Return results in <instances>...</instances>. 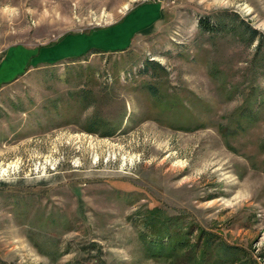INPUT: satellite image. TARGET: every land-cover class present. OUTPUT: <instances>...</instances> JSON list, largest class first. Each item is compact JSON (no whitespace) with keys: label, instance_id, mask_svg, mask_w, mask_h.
Segmentation results:
<instances>
[{"label":"rangeland","instance_id":"rangeland-1","mask_svg":"<svg viewBox=\"0 0 264 264\" xmlns=\"http://www.w3.org/2000/svg\"><path fill=\"white\" fill-rule=\"evenodd\" d=\"M0 167V264H168L152 208L264 264V0H0Z\"/></svg>","mask_w":264,"mask_h":264},{"label":"trees","instance_id":"trees-1","mask_svg":"<svg viewBox=\"0 0 264 264\" xmlns=\"http://www.w3.org/2000/svg\"><path fill=\"white\" fill-rule=\"evenodd\" d=\"M199 28L214 31V26L203 20L199 21ZM156 68H159L156 62L145 64L146 71ZM97 128V123L92 121L87 131L96 134ZM182 219L184 215L172 216L161 208L140 214L136 230L148 258L162 259L168 264H249L242 250L225 245L214 233L199 230L197 241H191L194 231L190 234V224L185 228Z\"/></svg>","mask_w":264,"mask_h":264},{"label":"crops","instance_id":"crops-1","mask_svg":"<svg viewBox=\"0 0 264 264\" xmlns=\"http://www.w3.org/2000/svg\"><path fill=\"white\" fill-rule=\"evenodd\" d=\"M96 52H102V51H99V50H91V51H89L87 54H94V53H96ZM82 56H84V55H82ZM75 59H77V58H75ZM70 60H73V59H70ZM43 66H49V65H43ZM42 67V66H41ZM39 68V67H38ZM30 69L28 68V69H26V71H29Z\"/></svg>","mask_w":264,"mask_h":264},{"label":"bare ground","instance_id":"bare-ground-1","mask_svg":"<svg viewBox=\"0 0 264 264\" xmlns=\"http://www.w3.org/2000/svg\"><path fill=\"white\" fill-rule=\"evenodd\" d=\"M10 168V167H9ZM7 168V169H9ZM2 168L0 167L1 174L4 175L6 173V170H1Z\"/></svg>","mask_w":264,"mask_h":264}]
</instances>
